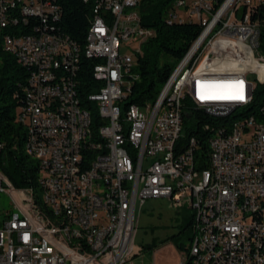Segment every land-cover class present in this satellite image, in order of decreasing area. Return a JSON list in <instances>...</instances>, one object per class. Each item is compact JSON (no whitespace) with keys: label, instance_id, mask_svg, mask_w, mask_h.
Segmentation results:
<instances>
[{"label":"built area","instance_id":"obj_1","mask_svg":"<svg viewBox=\"0 0 264 264\" xmlns=\"http://www.w3.org/2000/svg\"><path fill=\"white\" fill-rule=\"evenodd\" d=\"M142 1L104 3L91 52H82L55 28L63 15L58 0H0L3 28L25 24L29 30L6 34L7 53L31 70L17 122L32 130L29 149L40 162L44 197L65 219V227L48 224L35 211L28 187L16 188L0 172V192L13 202L0 228V264H127L146 202L163 199L188 201L193 223L186 255L203 247L195 264H264V106L249 109L264 84L261 24L255 19L264 0H175L167 23H197L202 31L156 102L124 110L127 77L154 36L141 26ZM39 25H46V34H39ZM238 25L246 33L237 34ZM83 54L93 62L90 89L103 122L98 136L89 135L92 120L81 113ZM229 54L248 62L247 73L221 69ZM66 69H74L73 92L63 88ZM252 74L255 89H246ZM195 110L215 121L189 117ZM242 110H250V117H242ZM64 115H71V123H64ZM78 118H85L87 129H79ZM199 128H217V137H187L186 129ZM81 137H88L92 153L81 151ZM6 146L0 137V154ZM96 146L107 150L103 172L93 162L84 168ZM252 210L261 211L256 226L248 224Z\"/></svg>","mask_w":264,"mask_h":264},{"label":"trees","instance_id":"obj_2","mask_svg":"<svg viewBox=\"0 0 264 264\" xmlns=\"http://www.w3.org/2000/svg\"><path fill=\"white\" fill-rule=\"evenodd\" d=\"M62 7V18L55 25L57 31L67 35L76 42L82 52L91 40L93 26L100 19V14L95 13L99 0H58ZM175 0H143L138 8L141 26L152 29L154 36L146 41L141 47V53L136 56L134 67L131 69L127 80V98L122 104L127 110L130 106L136 105L141 109L153 105L168 81L174 69L185 57L193 43L199 37L202 27L197 23L172 24L167 23V16L172 9ZM223 0H219V3ZM255 19L261 24V37L259 56L264 58V4L257 10ZM33 24L37 21L33 20ZM42 25H39L41 27ZM10 29L14 33L21 29L22 32H29L25 24L13 26L9 29H1L0 26V137L6 142V149L0 154V172L8 178L16 188L39 187V165L25 154L26 133L24 128L17 122L18 112L26 103L25 89L31 76V70L20 66L14 55L7 53L4 37ZM82 74L80 83V97L85 99L93 93L90 83L93 80L91 69L93 62L82 55ZM86 72V73H85ZM250 89H255V82L249 80ZM86 91V92H85ZM83 96V97H82ZM264 106V84H258L254 101L249 108L251 111L259 110ZM91 105L88 106V108ZM190 108V105H187ZM92 118L93 135L100 125L103 124L98 112L94 107L90 108ZM250 110H242V117H250ZM189 117H196L203 123L215 121L204 113L195 110ZM96 126V127H95ZM200 130V131H199ZM217 132V128H210L204 133L201 129H186L187 137L200 134L204 141H210ZM204 149H207L206 143ZM206 166V164H205ZM38 190H36L37 192ZM39 192V191H38ZM37 192V193H38ZM193 216L186 225L182 226L179 233L171 240L176 241V247L184 252L187 248L178 241L187 230L191 232ZM191 239V237L189 238ZM153 248V247H152Z\"/></svg>","mask_w":264,"mask_h":264},{"label":"bare ground","instance_id":"obj_3","mask_svg":"<svg viewBox=\"0 0 264 264\" xmlns=\"http://www.w3.org/2000/svg\"><path fill=\"white\" fill-rule=\"evenodd\" d=\"M86 0L85 2H88ZM109 0H99L96 5L95 13L99 14L101 12V7L104 3L108 2ZM101 15V14H100ZM99 21L92 28L91 32V40L89 41L88 45L86 46L85 52H91L92 45L94 42V31L98 26ZM1 29L3 25L0 23ZM4 29V28H3ZM246 31L245 25H238L236 26V33L237 34H244ZM39 34H46V25H42L39 27ZM5 42V49L7 52V41L6 36L4 37ZM21 66V65H20ZM27 68V66H24ZM221 69H227L228 71H232L234 73H247L248 71V62H242L236 59V54H229V57L226 59L221 60ZM73 83H74V69H66L65 70V77L63 80V88L66 92H73ZM81 83L80 79L77 81V90L80 93L81 90ZM246 89H250L249 82L246 80ZM93 91V90H92ZM86 92V91H85ZM83 93V92H82ZM84 95V93H83ZM83 97V96H82ZM95 103V94L94 92L85 97V99L81 98V113L87 114V120H92L90 108L93 107ZM91 107L88 108V106ZM93 112V111H92ZM94 113V112H93ZM64 123H71V115H64ZM21 125V124H20ZM26 133V140H25V154L34 159L38 165L40 170V162L37 158L33 156L31 153L29 146L32 144V130L25 125H21ZM78 127L79 129H87V121L85 118H78ZM96 127V126H95ZM88 131L89 135L91 136H98V129L96 131V135H93L94 131L92 130V124H88ZM217 137V132L212 137ZM80 148L82 152L85 153H92V145L89 144L88 137H81L80 138ZM103 158H107V150H103V146H96V154H92V160H84V168H92V162L96 172H103ZM39 187L38 189L28 188V193L30 195V199L33 203V207L35 211H39V216H42V219L47 221L48 224L54 227H65V219H59L56 212H52V208L50 207V202L44 197V192L42 189V178L41 172L39 175ZM39 191V193L36 192ZM261 219V211L260 210H252L248 215V224L249 226H256L257 221ZM186 258L183 260L182 264H195L196 262L200 261L203 258V247H195L193 253L188 254L185 256Z\"/></svg>","mask_w":264,"mask_h":264},{"label":"rangeland","instance_id":"obj_4","mask_svg":"<svg viewBox=\"0 0 264 264\" xmlns=\"http://www.w3.org/2000/svg\"><path fill=\"white\" fill-rule=\"evenodd\" d=\"M249 79L256 82L257 75L252 74L249 76ZM187 202L176 204L170 199L149 200L146 202L139 216V228L134 247L135 259L144 255H142L141 252L147 244H151L153 240L158 242L159 239H168L169 245L164 249L158 252H155V249L150 252L147 250L146 252L148 254L152 253L153 264H182L186 252L184 253L179 250L176 247V241L170 238L177 235L182 229V226L190 222L193 216V212ZM12 210V199L7 194L0 192V228L7 214ZM190 237L191 232L187 230V232L182 234L179 238L180 241L177 240V242L183 244L185 248H188L190 245ZM157 245V247L164 246L158 243Z\"/></svg>","mask_w":264,"mask_h":264},{"label":"crops","instance_id":"obj_5","mask_svg":"<svg viewBox=\"0 0 264 264\" xmlns=\"http://www.w3.org/2000/svg\"><path fill=\"white\" fill-rule=\"evenodd\" d=\"M173 237V236H172ZM157 243L158 244H162V245H164L163 247H157L158 245H157ZM169 245V242H168V239H164V240H162V239H159V241L158 242H156L155 240H153V242L151 243V244H147V246L143 249V251L141 252V254L143 255L142 257H137L136 259H135V257H136V255H135V253H134V255H133V257H132V259L127 263V264H153V261H152V256H151V254L152 253H147L146 251L147 250H149V252L151 251V250H156L155 252H158V251H160V250H162V249H164L166 246H168ZM153 247V248H152ZM187 248V247H186ZM135 251V250H134ZM182 252H184V251H182ZM145 253H147V254H145ZM185 253V252H184ZM187 256V255H186ZM186 257H184V259H185Z\"/></svg>","mask_w":264,"mask_h":264}]
</instances>
